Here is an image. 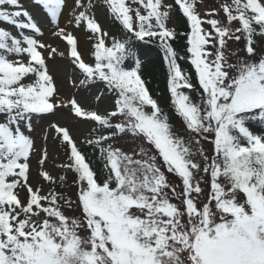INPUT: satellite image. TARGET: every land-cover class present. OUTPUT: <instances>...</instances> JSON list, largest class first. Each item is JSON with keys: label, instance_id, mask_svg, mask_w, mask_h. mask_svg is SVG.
I'll return each instance as SVG.
<instances>
[{"label": "snow or ice", "instance_id": "6c2138e0", "mask_svg": "<svg viewBox=\"0 0 264 264\" xmlns=\"http://www.w3.org/2000/svg\"><path fill=\"white\" fill-rule=\"evenodd\" d=\"M30 3L0 0V264H264V0Z\"/></svg>", "mask_w": 264, "mask_h": 264}, {"label": "trees", "instance_id": "16d2710c", "mask_svg": "<svg viewBox=\"0 0 264 264\" xmlns=\"http://www.w3.org/2000/svg\"><path fill=\"white\" fill-rule=\"evenodd\" d=\"M177 19V27L178 29L182 30L184 27V22L176 16ZM110 28H112V33L116 34L118 32V25L111 23ZM137 44H144L139 42ZM146 44V43H145ZM147 46H154L155 44H146ZM179 47V45H177ZM144 62V79L149 81L148 87L150 88L152 94L155 96L157 93L160 96L167 95L165 90V80H164V69L161 66V57L159 50H155V53L151 56L145 57L143 60ZM164 108L166 111H171L168 105L165 103ZM178 118H174L172 120L173 123H177ZM83 147V146H82ZM85 152H89L90 149L87 147H83Z\"/></svg>", "mask_w": 264, "mask_h": 264}, {"label": "rangeland", "instance_id": "374dc122", "mask_svg": "<svg viewBox=\"0 0 264 264\" xmlns=\"http://www.w3.org/2000/svg\"><path fill=\"white\" fill-rule=\"evenodd\" d=\"M211 2H212V0H209V3H211ZM23 3L25 4L26 7L31 8L30 0H23ZM110 22H111V21L106 20V21H105V24H104V26H105L109 31H110V28H109V26H110V25H109ZM0 26L5 27V28H8L9 30H11V31H13V32L15 33V29L12 28V27L9 26V25H6V24H0ZM53 41L56 42L55 40H52V41H50V42H53ZM60 48L63 49V44H62V43L60 44ZM136 49H137V51H138V54L140 55V58H145V57H148V56L153 55L154 52H155V49H156V48H154L153 46H147V45L144 43V44H136ZM81 50L84 51V53H85L84 58H85L86 60H88V59H89V56H88L87 50L84 49L82 46H81ZM57 61L59 62V63L57 64V67H59V68H63V67H65L66 64H67V61H64L63 58H61V57H57ZM70 71H71V69H69V73H70ZM68 88H71L72 91H73V93H78V91H79L78 89L72 88V85H71V84L68 85ZM176 122H177V123H173V122H172V123L174 124L175 127L179 128V127H180V121L178 120V121H176ZM208 147H210V146H208Z\"/></svg>", "mask_w": 264, "mask_h": 264}, {"label": "bare ground", "instance_id": "6f19581e", "mask_svg": "<svg viewBox=\"0 0 264 264\" xmlns=\"http://www.w3.org/2000/svg\"><path fill=\"white\" fill-rule=\"evenodd\" d=\"M53 43H54V45L56 44V42H54V41H53Z\"/></svg>", "mask_w": 264, "mask_h": 264}]
</instances>
